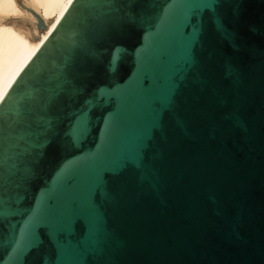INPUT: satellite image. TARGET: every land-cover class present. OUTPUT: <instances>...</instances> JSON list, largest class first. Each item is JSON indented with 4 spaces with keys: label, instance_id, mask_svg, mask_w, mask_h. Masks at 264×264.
I'll return each instance as SVG.
<instances>
[{
    "label": "water",
    "instance_id": "obj_1",
    "mask_svg": "<svg viewBox=\"0 0 264 264\" xmlns=\"http://www.w3.org/2000/svg\"><path fill=\"white\" fill-rule=\"evenodd\" d=\"M0 261L264 264V0H72L0 101Z\"/></svg>",
    "mask_w": 264,
    "mask_h": 264
},
{
    "label": "bare ground",
    "instance_id": "obj_2",
    "mask_svg": "<svg viewBox=\"0 0 264 264\" xmlns=\"http://www.w3.org/2000/svg\"><path fill=\"white\" fill-rule=\"evenodd\" d=\"M72 0H0V101ZM37 15L46 28L38 27Z\"/></svg>",
    "mask_w": 264,
    "mask_h": 264
},
{
    "label": "rangeland",
    "instance_id": "obj_3",
    "mask_svg": "<svg viewBox=\"0 0 264 264\" xmlns=\"http://www.w3.org/2000/svg\"><path fill=\"white\" fill-rule=\"evenodd\" d=\"M19 3L23 2V0H17Z\"/></svg>",
    "mask_w": 264,
    "mask_h": 264
},
{
    "label": "snow or ice",
    "instance_id": "obj_4",
    "mask_svg": "<svg viewBox=\"0 0 264 264\" xmlns=\"http://www.w3.org/2000/svg\"><path fill=\"white\" fill-rule=\"evenodd\" d=\"M0 264H3V262H2V261H0Z\"/></svg>",
    "mask_w": 264,
    "mask_h": 264
}]
</instances>
